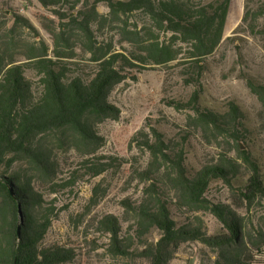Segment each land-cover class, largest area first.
I'll use <instances>...</instances> for the list:
<instances>
[{
	"label": "trees",
	"instance_id": "1",
	"mask_svg": "<svg viewBox=\"0 0 264 264\" xmlns=\"http://www.w3.org/2000/svg\"><path fill=\"white\" fill-rule=\"evenodd\" d=\"M36 1L57 19L55 27L47 28L53 48L43 39L38 44L19 41V30L39 33L14 9L9 10L11 30L0 33V264L73 263L74 249L44 245L59 217L58 201L52 196L75 187L80 175L95 179L121 171L125 165L144 187L140 198L123 199V217L108 214L99 222L101 233L109 237L111 256L131 259L139 255L149 264H171L177 248L199 242L216 251L221 264H255L252 252H262L264 234L254 238L245 231L244 219L233 206L208 197L215 181L234 189L233 182L248 170L244 201L252 205L264 198L261 167L241 144L249 133L245 115L235 102L228 104L226 113L200 103L207 60L224 41L233 0ZM101 6L107 14L100 12ZM263 18L264 0H246L242 23L235 32L264 34ZM107 27L130 48L116 50L113 38L101 42L99 34ZM77 42L90 55L89 62L102 68L89 82L69 76L68 69L59 68L54 60L74 59ZM20 53L24 58H18ZM175 62L184 83L196 90L187 104H170L189 110L188 127L209 142L222 139L226 143L219 160L191 174L184 147L174 148L154 125L147 124L130 142L131 151L149 154L146 166L136 156L120 163L87 162L70 178L59 181L63 169L55 147L95 154L108 142L100 127L121 121L123 111L113 102L118 87L129 79L121 70L155 71ZM28 72L35 73V78L27 77ZM247 85L262 105L264 121V84L248 80ZM49 185L46 194L43 188ZM100 189H94L97 204ZM179 212H210L226 233L209 236L202 222L180 226L175 215ZM127 216V222L134 221L128 231L135 238L131 233L123 236ZM153 231L162 234L159 242L137 252L136 243H145Z\"/></svg>",
	"mask_w": 264,
	"mask_h": 264
},
{
	"label": "rangeland",
	"instance_id": "2",
	"mask_svg": "<svg viewBox=\"0 0 264 264\" xmlns=\"http://www.w3.org/2000/svg\"><path fill=\"white\" fill-rule=\"evenodd\" d=\"M246 0H233L225 29V37L216 53L207 60L206 72L202 79L203 93L200 103L203 107L215 112L229 111L230 102L237 103L245 115V124L249 130L247 140L241 142L244 149L252 153L264 175V121L262 105L250 91L247 81L253 80L264 84V34L251 35L236 29L241 25L245 13ZM14 9L28 18L35 26L36 34L32 31L19 30L17 39L29 44H38L45 40L53 48V40L48 33V27H55L57 19L43 8L36 0H0V33L9 32L13 21L9 10ZM102 14H107L104 6L100 7ZM134 18L132 22H135ZM264 26V18L260 21ZM100 41L109 42L112 38L116 50L130 48L121 44L120 37L114 29L107 27L101 33ZM231 38V39H228ZM76 57L72 60L54 59L59 68L65 67L69 76L81 77L85 82L91 81L102 69L99 65L89 62L90 55L82 52L80 43H75ZM0 49L2 42L0 41ZM25 52L24 50L21 51ZM18 58H24L20 53ZM172 63L165 67H156L155 71L142 69L121 70L129 79L118 87L113 96V102L123 111L120 122H110L100 127V132L107 138V145L92 155H81L75 150H56V156L63 169L61 179L70 178L73 171L87 162L120 163L125 158H139L146 166L150 161L148 153L134 149L130 150V142L134 135L147 124L154 125L171 142L176 149L184 147L186 152L185 165L191 174L206 166L215 164L221 154L227 149L221 139L218 142L208 141L201 132L188 127L189 110H177L170 102L187 104L196 90L195 86H187L182 80L179 69ZM27 77L35 78V73L28 72ZM136 77L138 81L133 78ZM138 176L132 174L129 166L121 171H113L95 179L79 176L76 186L67 191L52 196L58 201V218L47 236L46 247H65L75 250L77 257L68 264H149L143 258L133 256L131 259L116 258L108 253L109 237L100 231L99 222L108 214L124 216L121 204L126 197L138 199L142 196L144 185L138 181ZM250 174L243 170L233 182L234 189L215 181L208 197L215 203H227L237 210L244 219L245 231L254 238L264 234V198L257 199L252 205L247 204L242 193L248 184ZM58 181V182H59ZM101 186L99 203L93 201L94 189ZM51 185L43 191L48 194ZM179 225L184 223H203V230L209 236H220L226 233L225 227L210 212L186 214L175 213ZM124 223L123 236L134 221ZM159 231H153L145 243H136L137 252H142L147 246H155L161 239ZM255 264H264V249L262 252H252ZM216 251L209 249L199 242H188L177 248L171 264H221L218 262Z\"/></svg>",
	"mask_w": 264,
	"mask_h": 264
},
{
	"label": "water",
	"instance_id": "3",
	"mask_svg": "<svg viewBox=\"0 0 264 264\" xmlns=\"http://www.w3.org/2000/svg\"><path fill=\"white\" fill-rule=\"evenodd\" d=\"M21 238V229H19V239ZM193 264V262H191Z\"/></svg>",
	"mask_w": 264,
	"mask_h": 264
}]
</instances>
